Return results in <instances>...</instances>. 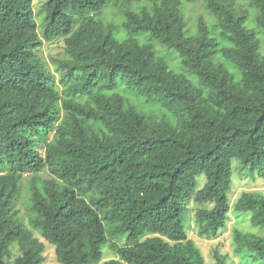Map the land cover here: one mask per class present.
I'll use <instances>...</instances> for the list:
<instances>
[{
  "label": "trees",
  "instance_id": "16d2710c",
  "mask_svg": "<svg viewBox=\"0 0 264 264\" xmlns=\"http://www.w3.org/2000/svg\"><path fill=\"white\" fill-rule=\"evenodd\" d=\"M195 1L45 0L35 11L30 0H0V264H42L33 232L59 264H98L107 242L117 257L101 264L204 263L185 229L187 205H198V235L217 238L233 160L264 178V0H247L252 14L203 0L213 23L199 17L189 34L182 6ZM135 3L147 5L124 11L122 39L98 20L109 5ZM141 35L175 51L181 73ZM57 40L64 57L49 63L43 42ZM123 83L158 97L175 125L127 105ZM27 175L29 227L16 204ZM234 210L264 228L262 194L242 193ZM233 235L237 253L264 258V237ZM213 258L226 264L217 250Z\"/></svg>",
  "mask_w": 264,
  "mask_h": 264
},
{
  "label": "rangeland",
  "instance_id": "374dc122",
  "mask_svg": "<svg viewBox=\"0 0 264 264\" xmlns=\"http://www.w3.org/2000/svg\"><path fill=\"white\" fill-rule=\"evenodd\" d=\"M45 0H30V3L33 9L36 11L39 6ZM235 7L237 9L248 10L249 14H252V10L247 5V0H233ZM146 6V3H135L133 5L125 6L122 4L109 5L103 9L102 13L98 17V20L102 22L106 27L113 28V35L118 39L125 37V31L122 28L124 23L123 13L127 9L132 11H137L139 8ZM182 11L187 21V28L189 34H192L196 31L195 23L196 19L202 17L206 23L211 26L213 19L206 12L204 8L203 0H196L195 2H183ZM42 23L41 16L37 17V24ZM249 27H253L248 25ZM41 27L39 30L41 31ZM259 39H261V34L257 33ZM140 43H151L158 56H161L166 59L170 71L174 73H181L180 70V59L178 54L173 50H168L160 46L157 42L152 40L146 35H141L136 37ZM43 59L50 63V58H62L64 57V41L57 40L53 43L43 42L42 48ZM52 69V68H51ZM53 70V69H52ZM231 73H235V69L229 67ZM194 84L196 81L190 77ZM120 82V80L118 81ZM117 94L121 95L125 99V103L138 112L145 114L147 116H156L159 118H164L166 121L175 125L176 119L173 114L164 109L158 97H149L148 95H139L135 94L126 84H119L117 88ZM232 184L228 193V199L230 204L229 219L227 226L224 230L218 232L217 238L206 239L200 237L197 233L195 226V211L198 208V205L191 201L187 208L188 213L185 218V229L187 231L188 237L195 243L199 248L202 257L203 264H215L214 261V252H217L224 256L226 259V264H264V258L260 260H255L254 253L244 250L240 253L235 251V242H234V231H240L242 233H251L256 236L264 237V228H259L253 226L251 222L252 213L251 212H238L234 210V204L244 192L259 193L264 196V178L261 175L259 169L254 171L249 170L248 168H243L238 160H233L232 162ZM42 177H45L46 174H42ZM30 175L24 176L21 181V187L19 196L17 199V207L22 215L26 225L29 227V218L32 216V212L29 204V181ZM206 183L205 175L201 174L197 177V187L200 189ZM107 231L109 230V225H106ZM34 236L37 237L45 246L44 252V261L42 264H59L55 259L54 248L52 245L47 243L38 232H33ZM126 233H118L117 235H110L107 233L108 241H113L117 243L119 247L123 246L126 242ZM102 252V259L98 264L106 260L116 258L117 256L109 249L108 242L103 243L100 246ZM11 252L14 256L18 254L16 244L11 246Z\"/></svg>",
  "mask_w": 264,
  "mask_h": 264
}]
</instances>
